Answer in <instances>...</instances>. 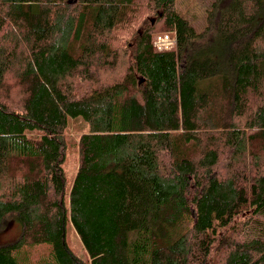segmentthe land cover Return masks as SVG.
Returning a JSON list of instances; mask_svg holds the SVG:
<instances>
[{"label":"trees","instance_id":"obj_1","mask_svg":"<svg viewBox=\"0 0 264 264\" xmlns=\"http://www.w3.org/2000/svg\"><path fill=\"white\" fill-rule=\"evenodd\" d=\"M144 1L0 0V264H264V0Z\"/></svg>","mask_w":264,"mask_h":264},{"label":"rangeland","instance_id":"obj_2","mask_svg":"<svg viewBox=\"0 0 264 264\" xmlns=\"http://www.w3.org/2000/svg\"><path fill=\"white\" fill-rule=\"evenodd\" d=\"M216 0H176V9L180 12L182 17L186 18L195 28L196 30L202 31L205 26L207 25V12L210 9L213 2ZM228 1V0H225ZM147 2L144 1L142 4ZM156 15H148V18H156ZM157 20V18H156ZM154 26L156 21L151 22ZM160 24V23H159ZM158 24V26H159ZM169 33L174 36L173 32L171 31H156L154 33V41L155 37L159 33ZM85 41V34H83L78 41L76 42L75 46L72 49L73 54H79L82 50L83 43ZM153 41V43H154ZM155 45V44H154ZM158 49V48H157ZM124 66V62L121 60L118 65L108 73V77H116L120 73V69ZM104 78V74H102ZM88 128L87 122L82 118L81 115L79 116H70V122L68 128L66 129V138L68 142V154L67 158L64 162V170L66 176V183L68 188L71 187L72 183L74 182L75 175L78 169L79 163V150H78V142L79 137L82 133H84ZM20 234V225L19 223L13 218L8 217L0 230V243H9L14 241ZM264 235V222L261 220L260 217L255 219L252 224L247 229V236L249 238L252 237H261ZM68 241L72 248L77 252L79 256L82 258H87V252L83 247V244L75 232L74 228L69 225L67 231Z\"/></svg>","mask_w":264,"mask_h":264},{"label":"built area","instance_id":"obj_3","mask_svg":"<svg viewBox=\"0 0 264 264\" xmlns=\"http://www.w3.org/2000/svg\"><path fill=\"white\" fill-rule=\"evenodd\" d=\"M176 43V37L169 33H159L155 37L154 44L159 50L170 49Z\"/></svg>","mask_w":264,"mask_h":264},{"label":"water","instance_id":"obj_4","mask_svg":"<svg viewBox=\"0 0 264 264\" xmlns=\"http://www.w3.org/2000/svg\"><path fill=\"white\" fill-rule=\"evenodd\" d=\"M69 2H72V0H69ZM153 22H154V20H153Z\"/></svg>","mask_w":264,"mask_h":264}]
</instances>
